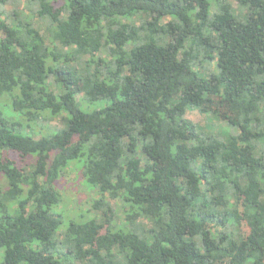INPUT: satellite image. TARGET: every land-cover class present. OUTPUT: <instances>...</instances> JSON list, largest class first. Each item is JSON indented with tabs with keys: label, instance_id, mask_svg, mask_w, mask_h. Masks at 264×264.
Wrapping results in <instances>:
<instances>
[{
	"label": "trees",
	"instance_id": "obj_1",
	"mask_svg": "<svg viewBox=\"0 0 264 264\" xmlns=\"http://www.w3.org/2000/svg\"><path fill=\"white\" fill-rule=\"evenodd\" d=\"M234 1L0 0V264H264V0ZM82 158L100 215L62 228Z\"/></svg>",
	"mask_w": 264,
	"mask_h": 264
},
{
	"label": "rangeland",
	"instance_id": "obj_2",
	"mask_svg": "<svg viewBox=\"0 0 264 264\" xmlns=\"http://www.w3.org/2000/svg\"><path fill=\"white\" fill-rule=\"evenodd\" d=\"M232 2L234 7L238 8V3L234 0H232ZM78 96H82V94ZM79 99L81 100L83 98L80 97ZM100 104V102H96L90 104L89 107L95 108ZM0 109L8 114L11 112V110L13 111L10 103L4 105L1 104ZM12 113L14 112H11L10 114ZM186 115L188 118L195 121L203 128H205L208 124H212L210 127L218 131L220 128L226 125L225 120H219L215 116L212 117L210 114H204L198 109H189ZM57 127H63V121H61V118L59 117L51 118L48 121L41 122L36 126L35 130L33 128L32 130L36 132H33V134H36V136L39 137L55 132V130L52 131L51 129ZM24 129H27L28 133H31L30 127L25 126ZM83 161V158L80 160H75L74 162H76L78 165L72 164L65 170L64 174L57 181L58 183L56 187L61 195L62 200L61 204L58 206V209L64 211L62 213L64 216L62 228L65 227L72 218L85 219L94 215H100L99 212L95 211L91 206L92 200L99 197L98 193L95 189L89 187L85 183L81 175V165H83ZM0 182L4 184V177L2 175H0ZM111 202L116 210L115 214H117L113 222L119 224L120 226V223L122 224V221H124L125 218V213L123 212L124 207H122L120 200H112ZM244 230L247 231L248 227L244 226Z\"/></svg>",
	"mask_w": 264,
	"mask_h": 264
}]
</instances>
